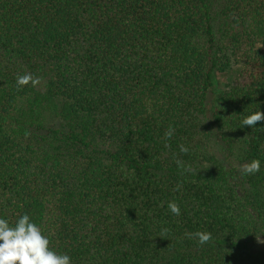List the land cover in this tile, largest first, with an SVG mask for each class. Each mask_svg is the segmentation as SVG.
I'll list each match as a JSON object with an SVG mask.
<instances>
[{"label":"trees","instance_id":"1","mask_svg":"<svg viewBox=\"0 0 264 264\" xmlns=\"http://www.w3.org/2000/svg\"><path fill=\"white\" fill-rule=\"evenodd\" d=\"M258 110L264 0H0V217L72 264H264Z\"/></svg>","mask_w":264,"mask_h":264},{"label":"clouds","instance_id":"2","mask_svg":"<svg viewBox=\"0 0 264 264\" xmlns=\"http://www.w3.org/2000/svg\"><path fill=\"white\" fill-rule=\"evenodd\" d=\"M41 83L39 77L31 74L19 75L16 78L18 89L31 85L35 88ZM264 121V112L255 111L246 116L242 121V128H256L258 122ZM172 129L166 133L170 138ZM180 151L187 153L188 149L180 147ZM260 160L253 159L242 165L241 173L245 176L255 175L260 171ZM168 210L174 216L180 215V207L174 201L168 203ZM195 238L199 245H204L212 240L210 232L197 231L189 234ZM49 238L40 228L24 214L16 219L14 225L5 218L0 217V264H72L71 257L67 254H58L49 247Z\"/></svg>","mask_w":264,"mask_h":264},{"label":"rangeland","instance_id":"3","mask_svg":"<svg viewBox=\"0 0 264 264\" xmlns=\"http://www.w3.org/2000/svg\"><path fill=\"white\" fill-rule=\"evenodd\" d=\"M238 68H234L231 70L230 75L228 76H223V75H219L217 74L215 76V82H214V89L216 93H219L223 90H225L230 82V79L232 78V76H234L237 72H238Z\"/></svg>","mask_w":264,"mask_h":264}]
</instances>
